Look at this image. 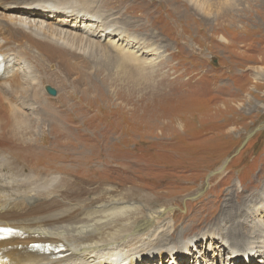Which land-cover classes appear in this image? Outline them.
I'll use <instances>...</instances> for the list:
<instances>
[{
  "label": "rangeland",
  "instance_id": "374dc122",
  "mask_svg": "<svg viewBox=\"0 0 264 264\" xmlns=\"http://www.w3.org/2000/svg\"><path fill=\"white\" fill-rule=\"evenodd\" d=\"M93 1L101 20L158 55L131 62L102 43L109 60L90 50L73 60H87L89 83L33 56L41 98L31 118L49 125L60 116L69 134L88 138L68 142L91 160L83 180L91 203L166 211L172 228L162 260L137 264H264L258 251L242 250L264 233V214L254 211L264 203V0H198L202 10L188 0ZM21 6H0V20ZM84 83L91 96L81 93ZM40 104L49 114L38 113ZM40 127L38 141L45 131L50 143L48 126ZM224 214L229 222L211 225Z\"/></svg>",
  "mask_w": 264,
  "mask_h": 264
},
{
  "label": "bare ground",
  "instance_id": "6f19581e",
  "mask_svg": "<svg viewBox=\"0 0 264 264\" xmlns=\"http://www.w3.org/2000/svg\"><path fill=\"white\" fill-rule=\"evenodd\" d=\"M188 1L202 10L198 0ZM15 3L22 5L20 9L9 20H0V64L3 66L0 72V228L18 230L23 237L0 242L1 261L6 259V264H137L154 258L162 260L160 248L172 228L166 211H151L147 204L139 207L114 201L106 205L105 202L91 203L92 195L83 182L86 181L85 166L91 160L83 157L86 154L77 144L68 142L74 137L87 143L88 138L69 134L61 121L66 122L65 118L60 116L49 125L46 117L38 121L31 118L35 109L33 101L41 98V93L33 88L38 77L31 67L33 56L58 60L66 75L78 76L89 83L91 69L87 60L73 61L89 50L97 58L107 60L110 56L106 53L110 50L131 62H141L146 54L158 55L159 52L144 40L131 38L106 18L101 20L92 5L95 4L93 0L89 3L0 0L4 9ZM33 6L36 10L45 9L44 13H36ZM66 22L71 25L64 26ZM102 43L107 44L103 47L107 52L100 51ZM149 64L143 62V65ZM87 87L80 91L91 96L92 89ZM45 106L38 105V113L49 114ZM28 110L31 111L26 115ZM58 124L68 134L61 132L62 129L56 127ZM43 125L49 128L50 143L43 139V136L47 137L45 131L40 141L37 139L36 130ZM51 152L62 160H51L48 156ZM65 162L69 165H63ZM102 206L105 208L100 210ZM254 211L264 214V203L254 207ZM226 218V214L221 215L212 220L211 225L219 227L220 222H229ZM138 222L140 224L136 226ZM231 222L232 229L235 225ZM34 243L60 244L64 251L59 254L63 256L47 247H29ZM153 247H157L158 251L154 252L157 255L147 253ZM242 250L244 253L258 251L264 257V233L258 241L248 243Z\"/></svg>",
  "mask_w": 264,
  "mask_h": 264
},
{
  "label": "clouds",
  "instance_id": "9594fccd",
  "mask_svg": "<svg viewBox=\"0 0 264 264\" xmlns=\"http://www.w3.org/2000/svg\"><path fill=\"white\" fill-rule=\"evenodd\" d=\"M34 244H40V243H34ZM32 244H30L29 246H31ZM41 245V244H40ZM43 247H47L49 248L50 250H54V252H56L60 257H62L63 255L59 254L60 252L64 251V250H61V251H55L57 248L61 247L60 244H57L56 246H49L50 244H42ZM64 248V247H63ZM7 263V262H6ZM4 263V264H6Z\"/></svg>",
  "mask_w": 264,
  "mask_h": 264
},
{
  "label": "water",
  "instance_id": "95a60500",
  "mask_svg": "<svg viewBox=\"0 0 264 264\" xmlns=\"http://www.w3.org/2000/svg\"><path fill=\"white\" fill-rule=\"evenodd\" d=\"M48 94L54 96V91L48 89ZM58 256H59V255H58ZM1 263H2V262H0V264H1ZM2 264H3V263H2Z\"/></svg>",
  "mask_w": 264,
  "mask_h": 264
}]
</instances>
